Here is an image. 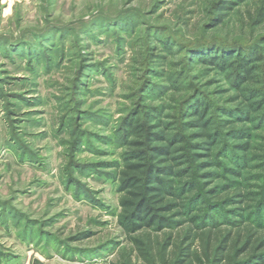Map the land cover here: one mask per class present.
<instances>
[{
  "label": "rangeland",
  "instance_id": "rangeland-1",
  "mask_svg": "<svg viewBox=\"0 0 264 264\" xmlns=\"http://www.w3.org/2000/svg\"><path fill=\"white\" fill-rule=\"evenodd\" d=\"M207 16L205 0H0V264H117L113 164L146 32L185 43L176 26Z\"/></svg>",
  "mask_w": 264,
  "mask_h": 264
},
{
  "label": "trees",
  "instance_id": "trees-1",
  "mask_svg": "<svg viewBox=\"0 0 264 264\" xmlns=\"http://www.w3.org/2000/svg\"><path fill=\"white\" fill-rule=\"evenodd\" d=\"M205 3L204 24L176 26L185 43L146 32L113 164L117 264H264V0Z\"/></svg>",
  "mask_w": 264,
  "mask_h": 264
}]
</instances>
